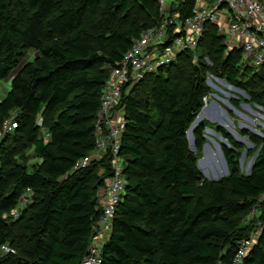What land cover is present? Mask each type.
Instances as JSON below:
<instances>
[{
  "label": "trees",
  "instance_id": "16d2710c",
  "mask_svg": "<svg viewBox=\"0 0 264 264\" xmlns=\"http://www.w3.org/2000/svg\"><path fill=\"white\" fill-rule=\"evenodd\" d=\"M195 2L174 10L180 20ZM160 21L156 0H0V81H10L0 101V132L7 120L17 123L0 139V253L3 246L15 250L0 264H83L89 257L110 158L75 166L96 147L95 122L110 69ZM28 51L35 57L20 66ZM226 51L217 28L208 25L197 54L207 52L218 63V77L237 88L256 85L263 97V75L241 64L239 50ZM192 63V53L182 54L123 97L119 155L127 190L100 264H234L253 231L241 216L264 195V148L247 176L225 147L229 175L204 179L187 130L210 92L204 81L210 70L202 64L186 74ZM205 123L194 131L197 151L206 143ZM20 147H33L39 159L31 170L17 162ZM28 189L31 203L18 219H6ZM242 264H264V232Z\"/></svg>",
  "mask_w": 264,
  "mask_h": 264
},
{
  "label": "built area",
  "instance_id": "2783aa9c",
  "mask_svg": "<svg viewBox=\"0 0 264 264\" xmlns=\"http://www.w3.org/2000/svg\"><path fill=\"white\" fill-rule=\"evenodd\" d=\"M156 1L161 21L135 39L117 67L110 69L95 122L96 147L75 166L76 170L86 168L92 162H101L108 157L112 172L99 196L102 216L93 225L90 255L83 264L101 263L102 250L109 240L118 206L126 195L127 181L123 160L119 155L126 128L122 104L124 95L130 94L150 75L172 65L182 54L192 53L196 57L208 25L217 28L219 36L224 40L226 53L239 50L241 64L261 73L264 79L263 0H196L191 15L184 20H180V12L174 10L187 0ZM215 98L218 96L214 92L204 96L201 111L208 110ZM261 109L264 112V107ZM42 122L41 118L40 126ZM16 128L14 118L7 120L0 132V139L7 133H14ZM31 201L32 191L28 189L17 208L7 215L6 219H18ZM261 203H264V195L253 208L260 220L264 212ZM261 223L262 229L259 232L252 231L250 236L241 242L234 264H242L248 252L258 244L264 232V223ZM2 250L5 253L11 252L7 246H3Z\"/></svg>",
  "mask_w": 264,
  "mask_h": 264
},
{
  "label": "rangeland",
  "instance_id": "374dc122",
  "mask_svg": "<svg viewBox=\"0 0 264 264\" xmlns=\"http://www.w3.org/2000/svg\"><path fill=\"white\" fill-rule=\"evenodd\" d=\"M141 16L143 17L144 14H141ZM95 29L96 28L92 30ZM205 45L208 47L207 43H205ZM35 55L36 52L28 51L26 56L21 60L20 66L32 60ZM202 64H205L210 70L205 73L204 77L206 78L204 81L209 87V93L214 92V94L218 96L213 102H216L219 108L213 111L209 110L207 114L204 113L205 115H203L202 120L203 122L208 121L206 122L208 126L204 132L206 143L202 150H195L193 153L198 161H202V175L205 180L221 181L229 175L228 159L223 152L225 147L233 151V155L238 162L239 174L247 175L252 159L257 155L260 149L264 148V112L261 109V107H264L261 105L264 101V96L258 97V92H260L261 89H257L256 85L245 84L242 88H237L231 86L226 78L218 77L217 74L214 73L216 72L214 70L218 66V63L210 59L207 56V52L204 54L202 53L200 56L198 54L196 57L193 56V63L190 66L185 65L184 72L189 74L193 71V67L196 66L200 68ZM218 73L221 74V71ZM213 77L220 80H215ZM186 78L187 77H183V79ZM9 88V80L0 81V100L6 95ZM146 91H150L149 85H147ZM200 114H203V112L200 111L193 123L189 126L187 137L189 136V131L193 130L194 122ZM215 123L220 124L221 128ZM217 126L222 131H218L216 129ZM192 133L195 139L194 130ZM12 134L13 133H7L4 137ZM40 135L47 138V130L42 128ZM194 139L193 141H189L190 147L195 146ZM7 146H12L11 142H8ZM16 159L19 164L28 166L30 170L39 160L34 153L33 147H20ZM226 170L229 171L228 174H226ZM98 173L102 176L104 174L103 169H99ZM200 191L204 192V188L201 184ZM257 215L255 209L244 213L241 216V224L243 226L250 225L253 231L259 232L262 229V223ZM7 247L10 248V250L12 249L11 245ZM14 251L15 250L12 249L11 253H14ZM250 252L251 250L248 254ZM6 254L7 253L2 250L0 253V260L5 259ZM2 264H4V262Z\"/></svg>",
  "mask_w": 264,
  "mask_h": 264
},
{
  "label": "water",
  "instance_id": "95a60500",
  "mask_svg": "<svg viewBox=\"0 0 264 264\" xmlns=\"http://www.w3.org/2000/svg\"><path fill=\"white\" fill-rule=\"evenodd\" d=\"M206 111H207V110H206ZM202 119H203V115L200 114V115L197 117V119L195 120V122H194V126H193V128H192L194 131H195V129H196L199 125L202 124V122H203ZM193 130H190V131H189V136L187 137L188 141H190V140L193 141V139H194V137H193V133H192ZM194 143H195V139H194ZM195 150H196L195 146H191V151H192V152H195ZM257 156H258V153H257L256 156H254V158L252 159V161H251V163H250V166H249L250 168H249V170H248L247 176H249V175L251 174V172H252V170H253V168H254L255 160H256ZM198 168H199V170H200L201 172L203 171V169H202V162H201V161H198ZM202 173H203V172H202ZM228 173H229V171L226 170V174H228Z\"/></svg>",
  "mask_w": 264,
  "mask_h": 264
},
{
  "label": "crops",
  "instance_id": "0c3cea01",
  "mask_svg": "<svg viewBox=\"0 0 264 264\" xmlns=\"http://www.w3.org/2000/svg\"><path fill=\"white\" fill-rule=\"evenodd\" d=\"M264 1V0H263ZM219 108V105L216 103V102H212L211 103V105H210V108L207 110V111H205L204 113L205 114H207L208 113V111L209 110H211V111H213L214 109H218ZM206 122H208V121H206ZM215 124H218V123H215ZM218 125H220V124H218ZM218 127V126H217ZM220 127V126H219ZM104 171V170H103ZM102 194V191H101V193L99 194V196Z\"/></svg>",
  "mask_w": 264,
  "mask_h": 264
},
{
  "label": "bare ground",
  "instance_id": "6f19581e",
  "mask_svg": "<svg viewBox=\"0 0 264 264\" xmlns=\"http://www.w3.org/2000/svg\"><path fill=\"white\" fill-rule=\"evenodd\" d=\"M203 115H205L204 112H203ZM201 162H202V161H201Z\"/></svg>",
  "mask_w": 264,
  "mask_h": 264
}]
</instances>
